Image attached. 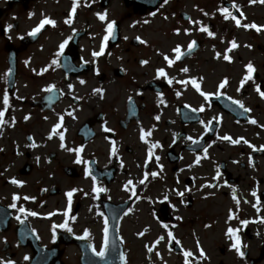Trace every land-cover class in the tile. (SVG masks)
I'll return each mask as SVG.
<instances>
[{
	"label": "flooded vegetation",
	"instance_id": "af4514ba",
	"mask_svg": "<svg viewBox=\"0 0 264 264\" xmlns=\"http://www.w3.org/2000/svg\"><path fill=\"white\" fill-rule=\"evenodd\" d=\"M72 7L73 0H0V111L6 108L0 125V264H104L96 253L119 245L125 264H147L141 250L149 246L154 264L157 257L162 264H185L186 251L193 254L191 264H264V98L255 90L260 85L264 91V3L80 0L67 24ZM224 8L241 26L224 18ZM44 18L55 26L29 35ZM112 21L104 54L94 57ZM232 41L238 47L228 52ZM176 47L184 55L170 66L165 57L174 60ZM249 63L254 82L238 91ZM161 68L165 77L158 75ZM225 79L228 84L218 91ZM61 116L62 127L53 135ZM142 129L151 132L147 143ZM226 135L241 142L222 140ZM152 144L159 147L149 160ZM96 187L106 189L98 198ZM124 203L118 241L108 239L105 249L106 210L116 212ZM21 207L38 215L25 218ZM65 220L72 231L56 227L54 233ZM243 220L250 223L244 226ZM229 227L240 229L243 258L226 235Z\"/></svg>",
	"mask_w": 264,
	"mask_h": 264
},
{
	"label": "snow or ice",
	"instance_id": "6c2138e0",
	"mask_svg": "<svg viewBox=\"0 0 264 264\" xmlns=\"http://www.w3.org/2000/svg\"><path fill=\"white\" fill-rule=\"evenodd\" d=\"M256 2H257V0H252V3H256ZM259 2H260V3H264V0H259ZM164 3H167V0H164ZM79 5H80V0H73V7H72V9H71V15H70L69 19H67V20L65 21V23H67V24H71V23H72V18L75 16V14H76V9H77V7H79ZM221 11H222V14H223V16H224L225 19L231 18L232 20L235 21V24H236L238 27L241 26V21H240V19H237L236 16L231 15V13L229 12V10H228L227 8H224V9H222ZM205 15H207V13H205ZM241 15H243V13H241ZM99 19H100L101 21L106 20V14H100V15H99ZM145 22H147V21H145ZM46 25H52V26H55V21L52 20V19H50V18H44V19L39 23V25H38L35 29H33L32 32L29 33V35H31V36H36V35H37V34H38V33H39V32H40V31H41ZM115 26H116V25H115V21L109 22V23L107 24V28H106L107 35H105L104 38H103V45H104V46L101 47V50H100V51H98V52H93V56H94V57H99V56H101V55L104 54V48L107 46V43H108L109 37H111V36L113 35V33H114V29H115ZM242 26L245 27V28H254V29H256V31H261V30H262L261 27L255 25V24H244V25H242ZM11 27H12V25H9V26H8V29L10 30ZM199 30L202 31V32L207 33L209 36H213V35H214V33H212L207 27L201 26ZM138 39H139V38H138ZM67 43H68V41H65L64 43H62V44L60 45V54H63V50H64L65 46L67 45ZM141 43H144V41H141ZM195 45H196V42L193 41V42L189 45V49H188V50L191 51V50L195 47ZM236 47H238V45L235 43V41H232V42H231V47H230L227 51L230 52L232 49H234V48H236ZM174 52H175V59H174V60H173V59H169L168 57H165V60H167V62H168V64H169L170 66L173 65L176 61L180 60V59L182 58V56L184 55V53H182L180 47H176V48L174 49ZM218 58H219V54H218ZM223 58H224L225 60H231V57L228 56V55H224ZM58 63H59V62H58L57 60H53V61H52V64H54V65H55V64H58ZM143 63L146 64L147 61H144ZM246 69H247V74H246L245 77L242 79L241 84H240V88H238V91H239L240 89L243 88L244 84H245L247 81L252 80V81L254 82V77H253V73L255 72V68H254V66H253L251 63H249L248 65H246ZM182 71H184V72H188V69H187V68H184V69H182ZM9 74H10V73H9ZM158 75H159L160 77H165L167 74H166L165 70H164L163 68H161V69H159V71H158ZM81 83H84V81H81ZM168 83L171 84V83H172V80L169 79V80H168ZM181 83L188 84L189 81L185 80V81H182ZM191 84L194 86V88L196 89V91L199 92V94H200L201 96H203L206 100L209 99L210 94H207V93H204L203 91H201V90H200V84L197 83L196 80H192V81H191ZM227 84H228V80H227V79L223 80V81L218 85V91L224 89L225 86H226ZM53 88H54V86L45 89V91H49V92H51V91L53 90ZM255 90L257 91V93H258L262 98H264V91H261V87H260V85H256ZM96 91L99 92L100 90L97 89ZM228 99H229V100H232V103L239 105V107L242 108V109H244L245 112L250 111V109L245 108L244 104H243L241 101H239V100H233L231 97H228ZM3 104H4L5 106H8V105H9V97H8L7 95H5L4 98H3ZM5 111H6V108H5L4 111H0V125H2V124L4 123L3 117H4V115H5ZM192 111H194V112H195V111H201V112H202V111H204V108L201 107L200 109H192ZM155 119L159 120V116L155 117ZM62 123H63V117L61 116V117H60V122L57 123V124L55 125V127L53 128V130H52L53 135H56V134H57V130L60 129V128L62 127ZM250 123H252V124H257V121H256L255 119H253V120L250 121ZM105 131H110V130L106 128ZM141 132H142L141 140H144V141L147 143V141H146L145 138H146L147 136H150V135H151V132H145L143 129L141 130ZM49 138H51V137H49ZM59 138H60L61 141H63V140H64V135H63V134H60ZM221 139H222V140H226V141H230V142L233 143V144H239V143L241 142L239 139L234 140L231 136H227V135H226V136H223ZM244 143H248V142L245 140ZM249 146L251 147V145H249ZM157 147H159L158 144H152V145H151V148H150L149 151H148V159H149V160H151V159H152V156H153L152 149L157 148ZM260 150H264V148H262V149H260ZM73 151H77V152L79 153V152H82L83 149H75V150H73ZM112 152H113V154H115V152H116L115 147H113ZM204 153H205V155L207 154V148L204 149ZM156 159L158 160L159 157H156ZM77 163H81V160H80V159H77ZM196 163H197V164L199 163V159L196 160ZM88 175H91V170H90V169L88 170ZM148 175H149L148 173H145V178H144L143 180L140 181L141 184L145 183V181H146L147 178H148ZM151 175H152L153 177H155V176L157 175V173L153 172V173H151ZM216 178L218 179V177H216ZM93 179H95V177H93ZM11 183H12V184H18V185H21V186H22V182L17 181V180H15V179H13V180L11 181ZM131 184H132V181L129 180L128 183L125 185V189H127L128 186L131 185ZM207 186H208V187H216V185H207ZM187 190L190 191V189H187ZM93 191L96 193L97 198H98V197H99V194L102 193V192H104V191H106V189L101 188V187H96V188L93 189ZM176 194H177L178 196H180V197H183V196H184V192L177 191ZM132 195H133V196L136 195V192H135L134 189L132 190ZM256 195H257V194L254 192V193H253V196H256ZM67 197H68V203H69V208H70L71 203H72L73 192H72V191L68 192V193H67ZM234 198H235V197H234ZM14 199H15V200H20L21 198L17 195V196H14ZM24 199L27 200V199H30V198H29V197H24ZM257 199L259 200V198H257ZM237 203H239L238 200H237ZM11 207L15 208L16 205L13 204V205H11ZM18 210H19V212H21V213L25 216V218H26L27 216H37V215H38V213H36V212H29V211H27L26 209H24V208H22V207L19 208ZM65 215H67V213H65ZM100 215L103 216V213H100ZM231 218H232V219H235L236 217L233 216V217H231ZM16 219L19 220L21 223L24 222V221L21 219L20 216H17ZM261 222H264V221H261ZM240 223H241L242 225H244V226H247V225L250 223V221H248V220H243V221H241ZM104 224H105V228H104L105 249H107V246H108V228H107L108 219H107V217L104 218ZM56 227L64 228V229H66L68 232H71V231H72V229L68 226V221H67V220H65V222H64L63 224H61V225L54 226V227H53V232H54V233H55V228H56ZM165 227H166V226H165ZM239 231H240V229H233V228L229 227L228 230H227L226 235L228 236V238H229L230 240L233 241V243H232V248L238 253V255H239L240 257L243 258V257L245 256V252L242 250V248H243L244 246L242 245L241 237L238 235V232H239ZM88 235H89V234H88L87 232H85L84 237H82V238H86ZM168 235H169L170 237H172L173 239H175V237L172 236V233H171V232H169ZM160 239L162 240V239H164V237H160ZM157 243H159V241H157ZM148 250H149V251H152L151 248H149ZM94 251H95V250H94ZM96 255L103 257V256L105 255V252H104V251H100V252H97ZM192 255H193V254H192V252H190V251H186V252H184V256H185V264H191V262L188 260V258L191 257ZM199 255H200V256H204V255H205V253H204V251H203L202 248L200 249ZM25 259H28V257H25ZM9 264H11V262H9Z\"/></svg>",
	"mask_w": 264,
	"mask_h": 264
},
{
	"label": "rangeland",
	"instance_id": "374dc122",
	"mask_svg": "<svg viewBox=\"0 0 264 264\" xmlns=\"http://www.w3.org/2000/svg\"><path fill=\"white\" fill-rule=\"evenodd\" d=\"M187 241H189L190 242L189 244H191V239L190 238H188ZM216 254H217V258H219L220 254L218 252H216Z\"/></svg>",
	"mask_w": 264,
	"mask_h": 264
}]
</instances>
